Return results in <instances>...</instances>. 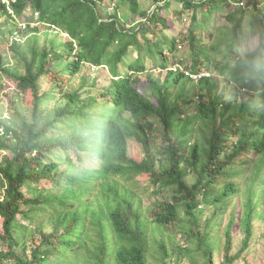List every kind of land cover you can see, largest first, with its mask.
Wrapping results in <instances>:
<instances>
[{
  "label": "trees",
  "instance_id": "obj_1",
  "mask_svg": "<svg viewBox=\"0 0 264 264\" xmlns=\"http://www.w3.org/2000/svg\"><path fill=\"white\" fill-rule=\"evenodd\" d=\"M147 1L0 0L12 33L56 32L13 42L12 63L0 51V264H149L154 242L169 264L148 221L182 236L171 250L198 254L192 264H249L264 223V0ZM224 8L228 25L211 29ZM85 65L96 75L69 89ZM152 121L167 140L158 153ZM236 197L221 244L219 216Z\"/></svg>",
  "mask_w": 264,
  "mask_h": 264
},
{
  "label": "rangeland",
  "instance_id": "obj_2",
  "mask_svg": "<svg viewBox=\"0 0 264 264\" xmlns=\"http://www.w3.org/2000/svg\"><path fill=\"white\" fill-rule=\"evenodd\" d=\"M140 1L142 2V5L144 6V8H147L151 5L150 2L147 0H140ZM228 10L229 8L228 9L224 8L223 10H220V12H217L214 19H212L211 21V24H212L210 27L211 29L215 30V28L219 26L228 25V21L226 18ZM24 22L25 23L31 22L32 26L39 25V22L37 20H32L30 17H26V16L24 18ZM24 22H21L19 24H22ZM189 23H190V20H184L183 24H182V21L175 20V26L177 27V30L181 29L182 27L186 29ZM13 24H14V21L9 20L8 16L6 15L0 16V51L3 53V56L5 57V59L10 61L11 63L13 62V53H12V50H10L9 48L13 42L17 41L21 44H25L29 40L33 39L35 35H39L40 41L44 42L49 37L52 38L56 36V32L54 29H47L45 27H41L40 30L37 32L28 30L26 28V29H23V31H29L27 33L24 32V34H21V32H19V29H15L14 33H12L11 29L13 27ZM258 41H259L258 37H254L251 41L246 42V47L254 48L257 45L256 43ZM243 42H244V39H243ZM8 44H9V47L7 46ZM12 65L17 66L21 68L22 70V67L20 65H17V64H12ZM259 65H260V62H259ZM149 66H151V63H149ZM82 74L89 75L90 77V76L96 75V72L95 70H89L87 68V65H85L83 68V72L79 74V76L73 81L71 86H69V89L72 90V89H75L76 87H79L81 80H82ZM154 75L158 76V70H154ZM160 78L163 79L164 74L163 75L160 74ZM44 86H48V84H45ZM143 89L145 90L146 93L151 94V90L149 87L144 86ZM229 97H232V96L230 95ZM25 100L24 101L22 100L23 105H27ZM6 103H7L6 99L5 98L1 99L0 97V106L4 107L2 111L4 112L5 116L8 115ZM127 115L129 117H133L132 113L130 112H128ZM152 123L155 125V132L151 136V144H150L151 151L153 153H158L159 151H161L162 147L166 144L167 140L163 134L162 129L159 127L160 122L152 121ZM142 151H143V148L140 145V143L136 141V139L134 138L129 139V153L131 156H134L136 158L143 156ZM83 156H84V161L82 162V164L87 165L88 167H98L99 166L100 161L95 156H91V154L89 155L87 153H83ZM187 179L189 182H192L194 181L195 177L192 174V175H189ZM144 183H146V181L138 183L137 187H141ZM242 198L243 197L241 198L236 197L234 199L235 201L229 206V212L219 216L218 221L221 223L220 224L221 228L219 229L218 236H219V241L221 244L224 243V238H225V233H226L225 226L228 224L230 220V211L234 206L236 207L237 210L241 209ZM143 202L145 206L147 207L150 206V200L148 198L144 197ZM148 225H149L150 237H153L154 239L156 238L157 240L160 237H164L167 239L168 246L170 247V251H171L167 259L169 264H178L177 263L178 258L176 257H182L180 264H192L188 257H200L198 254H195V255L191 254L189 256H185V254H182L179 252V249L172 251L171 246L172 247L175 246L172 242H176V245H180L182 244L184 240L183 237L179 235L177 239H174V237L171 234L162 233L161 231H159L161 234H158L155 231V227L153 226V223H150L148 221ZM45 228L47 231L51 230L49 224L47 223H46ZM256 228H257V231L253 237V240L249 248L246 249L245 252H243L242 254L243 257H247L249 264H262V262L264 261V223H261V222L256 223ZM2 232H3V218H0V233ZM169 236L171 237V239ZM243 239H244V232L241 229H237L235 231L234 248H233L232 253H237L241 250L243 246ZM156 243L157 242L153 243V249L151 250L148 256L149 264H162L160 260L162 257V253H161V250H159L158 245ZM221 252L223 253V249L221 250ZM185 257L187 258L184 260ZM216 257H217V254H216ZM239 264H244V261L243 260L239 261Z\"/></svg>",
  "mask_w": 264,
  "mask_h": 264
}]
</instances>
